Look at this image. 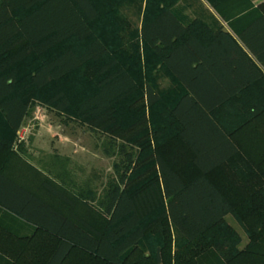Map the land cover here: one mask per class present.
I'll list each match as a JSON object with an SVG mask.
<instances>
[{
	"label": "trees",
	"instance_id": "16d2710c",
	"mask_svg": "<svg viewBox=\"0 0 264 264\" xmlns=\"http://www.w3.org/2000/svg\"><path fill=\"white\" fill-rule=\"evenodd\" d=\"M184 1L0 0L2 264H264V146L244 153L212 114L263 76L264 0L253 16L205 0L249 18L206 43L202 18L173 10ZM37 102L84 126L112 173L33 164L18 132Z\"/></svg>",
	"mask_w": 264,
	"mask_h": 264
},
{
	"label": "crops",
	"instance_id": "0c3cea01",
	"mask_svg": "<svg viewBox=\"0 0 264 264\" xmlns=\"http://www.w3.org/2000/svg\"><path fill=\"white\" fill-rule=\"evenodd\" d=\"M262 1L251 0L253 9ZM244 3L245 0H225L220 3L219 9L226 13L234 11L235 13L238 11L243 12L245 10ZM173 10H179V8L175 7ZM201 12L203 14H200ZM187 15L189 21L195 19L197 16L202 18L203 26L194 22L190 30L204 43L208 42L212 38L213 33L218 29L228 31L238 40L236 35L237 29L241 28L249 19L243 20V16L234 14L231 17L235 18L228 22L221 14H218L217 9L208 1H206L205 8L196 11L194 14ZM238 43L244 48L240 41ZM256 65L263 75L262 78L253 82L251 86L230 103L218 106L212 111L214 119L225 127L223 129L225 132L227 131L226 133L230 132L231 135H239L240 145L246 149H244V153L247 151L249 145L253 151H258L260 147L264 146V68L258 62H256ZM180 86L184 89L181 84ZM42 136L46 138L41 140L39 139V135H33L32 139L29 140L26 152L30 158L32 157L31 159L37 158L40 152H44L43 154L48 157L58 155L59 160L61 156L70 157V149H67V144H64L62 139L56 140V138H53V135ZM26 225L31 227L29 224Z\"/></svg>",
	"mask_w": 264,
	"mask_h": 264
},
{
	"label": "rangeland",
	"instance_id": "374dc122",
	"mask_svg": "<svg viewBox=\"0 0 264 264\" xmlns=\"http://www.w3.org/2000/svg\"><path fill=\"white\" fill-rule=\"evenodd\" d=\"M185 3H186L185 1L181 2L175 5V7H178L179 10L180 9L184 10L187 14L190 15V14L196 13V11H199L202 8H205L206 1L205 0H192V1L190 0L189 4L184 5ZM244 5H245L244 11L248 13L251 12V16H252L254 14L252 2L246 3V0H245ZM200 14H203V12H201ZM129 17L134 21L131 27L133 28L138 27L139 25V23H137L138 19L134 18V16H132L131 14H129ZM127 31L125 33H128ZM126 42L127 41H125V44H124L125 49L129 48V43H130V42L129 43H126ZM139 48L141 51L140 55L143 56V53L145 55L146 52L142 50L141 45H139ZM151 58H152L151 55H148V59H149L148 61L151 62ZM129 61H130L129 53L126 52L122 56V62L124 63V65L129 67ZM152 66L154 67V64ZM159 69H161V67L157 68L156 66L154 69L152 68L151 76L153 74L157 75L156 88L162 94V97H164V100H165L164 102H166L165 105L168 106L171 103L170 99H172L170 95H172L173 93L169 88H172L173 85L170 79L164 76L163 71ZM162 109H163V106H160V108L158 107L154 110V115L157 118H159V115L161 114ZM18 135L19 136L23 135L24 138L22 140L25 142L26 147L29 146V142H30L29 140L32 139L33 135H39V139L41 140L46 138L45 136H42V135H53V138H56V140L62 139L63 143L67 144V149H70V154H71L70 157L68 156L60 157V160L65 169H69L70 171L75 170V172H77L78 170L76 168H79V169L83 168L84 170L83 169L81 170H83L84 174H87L89 173L91 168H94L97 170H102L106 174L112 173V161L113 160L103 155L99 146H96V144H98L99 141L89 136L92 134H89V132L85 129L84 126L78 124L76 121L64 122L53 110H50L49 108L45 107L41 103L37 102L32 106L30 114L25 120L21 129L19 130ZM43 153L44 152H40L38 153L39 155H37V158L31 159L33 164L35 165L37 164L39 166L38 162H41L40 160L43 157H45ZM45 160L50 161L48 157H46ZM52 171L56 172V169L53 167ZM29 185H31L33 189L38 190V185H35L34 183H30ZM39 192L42 193V191H39ZM46 195L47 194L45 193L44 196ZM63 210L67 212L69 211L67 207H65ZM1 219L4 222L8 223V225L11 228L15 229L19 233H29L32 230L30 226L24 224L20 220H17L15 219V217L10 216L8 214H3L1 216ZM227 220L234 226L238 227L237 222L230 215H227ZM0 264H2L1 261H0Z\"/></svg>",
	"mask_w": 264,
	"mask_h": 264
},
{
	"label": "built area",
	"instance_id": "2783aa9c",
	"mask_svg": "<svg viewBox=\"0 0 264 264\" xmlns=\"http://www.w3.org/2000/svg\"><path fill=\"white\" fill-rule=\"evenodd\" d=\"M24 137H23V135H20L19 136V140H22Z\"/></svg>",
	"mask_w": 264,
	"mask_h": 264
}]
</instances>
